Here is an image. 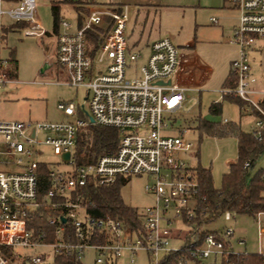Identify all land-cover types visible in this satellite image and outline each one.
I'll use <instances>...</instances> for the list:
<instances>
[{"label":"built area","instance_id":"obj_1","mask_svg":"<svg viewBox=\"0 0 264 264\" xmlns=\"http://www.w3.org/2000/svg\"><path fill=\"white\" fill-rule=\"evenodd\" d=\"M3 1L0 29L2 18L8 17L31 25L25 36L46 34L36 21L37 0H17L11 8H4ZM232 2L240 12L231 39L238 49L231 67L236 86L222 89L220 100L236 97L246 103L243 112L254 118L248 132L260 142L264 102L254 99L257 81L251 74L250 51L257 40L264 39V0ZM128 21L129 10L123 6L94 8L75 32H69L67 22H60L65 30L57 38L56 64L64 68L69 85L87 89V110L82 107L86 118L74 103L58 105L67 118H74L70 121L26 123L0 118V264H53L59 256L82 262L88 250L96 253L95 264H118L125 256L134 263L141 252L148 255L150 264H232L233 256L251 255L233 247L234 229L227 228L222 234L205 231L209 223L199 219H207L208 214L200 204L195 167L179 155L191 152L194 145L185 140L183 132L163 134L169 129L165 115L182 110L189 92L202 90L211 67L163 38L151 45L139 70L141 77L128 80V64L141 58L129 52ZM91 34L99 37L94 50ZM2 85L0 77V92ZM90 124L119 130L120 144L96 164L78 166L74 156L78 135ZM140 129L147 133L131 134ZM44 148L51 149L68 169L48 172L49 190L39 201L42 176L37 157ZM65 153H70L67 162L62 160ZM124 176L152 180L145 190L153 194L155 204L139 213L138 233L111 216L90 214L93 204L78 194L88 185L110 186ZM45 208L59 211L46 220L54 228L53 242L46 241L48 232L30 228L36 217L43 219L38 212ZM233 216L227 212L221 217L231 221ZM254 219L260 245L257 255L264 259V213ZM238 245L246 246V242L239 240Z\"/></svg>","mask_w":264,"mask_h":264},{"label":"rangeland","instance_id":"obj_2","mask_svg":"<svg viewBox=\"0 0 264 264\" xmlns=\"http://www.w3.org/2000/svg\"><path fill=\"white\" fill-rule=\"evenodd\" d=\"M51 0H37L36 13L45 31H53V18ZM48 2V3H47ZM238 13H231V24H235ZM205 19V16H200ZM61 18L68 23L75 24L76 10L68 4L62 5ZM10 21L3 19V24ZM200 29L196 27L193 18H187L183 12H156L140 15L135 23L130 20L133 32L128 36L129 52L141 55L140 60L130 62L126 77L128 80L140 78L139 70L145 64L148 51L147 42L158 38H170L173 44L187 50L190 55H197L208 62L213 73L209 81L204 85L201 93H188L184 108L177 113L166 114L164 123L169 127L164 131L165 135L176 136L184 133L185 140L194 145L189 153L179 155L187 160L190 165L200 164L203 168L210 169L215 188H220L223 175L228 172L229 164L237 160V141L234 137L216 138L208 136L199 130L198 120L204 119L211 123L224 125L227 119L230 123L241 124L242 130L250 131V123L254 118L250 115L241 116L240 108L227 100H220L225 78L230 70V64L235 57V47L228 41L223 43H208L204 41L202 34H209L204 29L209 23L204 21ZM130 33H128L130 35ZM141 39L139 47L136 41ZM25 40V42H22ZM197 41V49H191L189 43ZM15 52L18 66L11 62V52ZM54 50V37L26 38L23 32L15 31L5 33L0 31V77L3 81L0 92V118L5 121H19L26 123L39 122H64L74 118H67L58 109L59 104L74 103L81 117L82 107L87 110L86 97L88 91L84 87H73L68 84V76L64 68L52 66L56 63ZM48 64L51 67H47ZM258 73L264 78V51L258 56L255 64ZM215 102H222L221 114H212L210 108ZM86 118V117H84ZM94 125V124H93ZM89 126L81 129V133L89 131ZM146 130L140 129L131 134L145 135ZM76 148L74 149L75 156ZM43 154L37 157L41 165H45L49 171H62L68 169V165L62 163L51 149H42ZM197 154V158L195 155ZM14 166L9 167L12 169ZM6 170L7 167L1 165ZM257 172L264 175V154L256 161L250 176ZM120 195L124 203L142 213L147 207L155 204L153 194L146 192L145 186L152 182L147 176L121 177ZM227 228L234 229L232 244L236 251L249 254L259 253L258 228L254 217L248 214L234 215L231 221L220 217L205 227V231L222 234ZM243 240L246 246H239L238 241ZM264 250V244H263ZM96 253L86 251L82 259L83 264H95ZM210 261H205L209 264ZM118 264H150L148 255L141 252L134 263H130L128 257H123Z\"/></svg>","mask_w":264,"mask_h":264},{"label":"trees","instance_id":"obj_3","mask_svg":"<svg viewBox=\"0 0 264 264\" xmlns=\"http://www.w3.org/2000/svg\"><path fill=\"white\" fill-rule=\"evenodd\" d=\"M227 3L232 0H225ZM54 26H58V15L54 9ZM93 50L98 46L99 37L91 34ZM94 52V51H93ZM11 62L18 66L15 58V52H11ZM225 88H234L236 78L232 73L225 81ZM231 103L236 104L241 113L246 115L243 110L246 103L236 97H225ZM212 114H221V103H215L210 108ZM255 115V113H254ZM199 130L212 137L224 138L234 137L237 140V160L229 166V170L223 175L220 188H215L213 176L210 169L203 168L200 164L194 168L196 178L200 185V204L202 209L208 214L207 219H199L200 222L213 223L224 213L233 215L248 214L254 217L259 213H264V175L257 172L250 176V171L254 168L256 161L264 154V135L262 141H257L252 134L242 130L241 124L228 122L225 125H218L207 120H198ZM121 134L115 128L103 127L90 124L89 131L81 133L77 140L75 161L78 166L96 164L98 159L107 153L117 151L120 144ZM197 156V154H196ZM48 168L40 165L39 173L42 176V182L39 188V201H43L48 190ZM119 178L116 183L110 186L88 185L84 189H79L85 202H91L93 207L89 208L90 214L98 217L111 216L124 223L125 227L132 232L138 233L141 229L139 212L132 207L127 206L120 195ZM43 215V219L35 218L30 222V228L42 229L48 232V242H53L54 228L47 224L46 220L50 216H57L59 211L50 208L41 209L38 215ZM232 264H264V259L257 254L233 256ZM53 264H83L76 258L59 256L54 258Z\"/></svg>","mask_w":264,"mask_h":264},{"label":"crops","instance_id":"obj_4","mask_svg":"<svg viewBox=\"0 0 264 264\" xmlns=\"http://www.w3.org/2000/svg\"><path fill=\"white\" fill-rule=\"evenodd\" d=\"M48 3V2H47ZM17 4V0H4L3 1V7L4 8H11ZM68 4L71 5L77 13V19L75 21V24L68 23L67 20L61 18V9L62 5ZM51 6L52 10V18H53V31L48 32L46 31V34L41 37V38H50L52 39L54 37V50L56 53V46H57V38L60 33H62L65 29L60 25L61 21H65L69 24V32H75L82 24V22L88 17L90 14V11L93 10L94 8H108V9H116L119 7L127 6L129 10V21L127 25V37L131 36V32H133L132 26H130V20L131 18H134L135 23L137 22V19L139 18L140 15L143 14H148L150 15L151 13H156V12H183L187 18H193L194 23L198 29L201 28V26H204V21L206 20V23H209V27H206L204 29H207L210 31L209 34H202L204 37V41L208 43H223L227 42L235 47V57L231 61L230 64V70L225 78V81L231 74V67L233 62L238 58V49L235 45L231 43V39L233 36V31L234 29L238 26L239 24V18H240V12L238 9L235 8L233 2H226L225 0H51L50 3L48 4ZM54 9H56V13L58 15V26L55 28L54 26ZM236 12L238 13L237 17L235 18V24H231V13ZM205 16V19L200 17V16ZM8 19L10 23L8 25L3 24V19ZM2 18V27L0 31H4L6 34L10 32H23L27 31L31 25L27 22H15L10 20L8 17ZM213 20H216L217 23H215ZM36 21L39 25L42 26L37 13H36ZM43 27V26H42ZM130 33V35L128 34ZM25 36V34H24ZM26 38H30L29 36H25ZM167 38V37H163ZM163 38H158L155 40H151L147 42L146 44V49L148 51V56L147 59L151 53V45L160 39ZM170 39V38H168ZM171 40V39H170ZM22 42H25V40H22ZM140 43H142L141 39L139 38L136 41V47H139ZM189 47L191 49H197V41H192L189 44ZM128 46H129V40H128ZM179 48V47H178ZM182 49V48H180ZM187 52L186 48L182 49ZM264 51V39H259L256 41L255 45L252 47L250 51V67H251V74L254 76L256 79V84H254L253 88L257 92V94L254 95V99L256 101H262L264 102V78L261 76L260 73H258V70L255 67L256 60L258 56H260ZM197 56V55H196ZM200 61L211 67L212 73H213V68L212 66L208 63L205 62L201 57L198 56ZM146 59V61H147ZM52 66L57 68L58 66L56 63H54ZM47 67H51L49 64ZM211 73V74H212ZM211 77V75H210ZM209 77V79H210ZM207 80V82L209 81ZM225 81L223 83L222 88L219 90V92L225 88ZM206 82V83H207ZM205 83V85H206ZM204 87V86H203ZM203 91V88L202 90ZM201 91H191L189 93H201ZM220 99V97H219ZM187 101V99H186ZM185 101V102H186ZM215 103H221L222 102H215ZM214 103V104H215ZM185 104V103H184ZM179 112V111H178ZM177 113V112H176ZM248 115V114H247ZM241 116L242 113H241ZM251 116V115H250ZM227 120V119H225ZM228 121V120H227ZM177 136V135H176ZM237 141V140H236ZM195 158L197 156L195 155ZM235 163V162H234ZM233 164L230 163L229 166ZM193 166V165H192ZM196 166V165H195ZM194 166V167H195ZM229 170V169H228ZM264 251V250H263Z\"/></svg>","mask_w":264,"mask_h":264},{"label":"water","instance_id":"obj_5","mask_svg":"<svg viewBox=\"0 0 264 264\" xmlns=\"http://www.w3.org/2000/svg\"><path fill=\"white\" fill-rule=\"evenodd\" d=\"M86 100H87V97H86ZM91 123H94V121L93 120H91ZM69 159H70V153H65L64 155H62V160L63 161H69Z\"/></svg>","mask_w":264,"mask_h":264}]
</instances>
